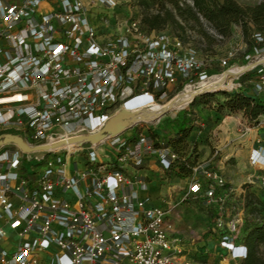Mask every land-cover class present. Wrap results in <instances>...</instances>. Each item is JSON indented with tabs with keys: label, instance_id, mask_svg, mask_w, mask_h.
Wrapping results in <instances>:
<instances>
[{
	"label": "built area",
	"instance_id": "built-area-1",
	"mask_svg": "<svg viewBox=\"0 0 264 264\" xmlns=\"http://www.w3.org/2000/svg\"><path fill=\"white\" fill-rule=\"evenodd\" d=\"M89 11L84 0H0V264H189L173 227V201L154 202L144 173L153 158L163 173L185 160L144 127L163 116L137 114L99 141L88 135L123 108L162 104L217 74L183 40L143 31L138 21L105 38ZM262 53L245 55L258 56L247 63L258 71L251 87L257 96L264 94ZM235 59L229 52L225 72ZM248 70L229 74L231 92L243 90L234 79ZM251 163L264 170L263 146ZM192 175L186 194L223 209L221 174L199 162ZM248 179L264 188V173ZM228 227L224 247L246 258V245L233 236L237 222Z\"/></svg>",
	"mask_w": 264,
	"mask_h": 264
},
{
	"label": "rangeland",
	"instance_id": "rangeland-1",
	"mask_svg": "<svg viewBox=\"0 0 264 264\" xmlns=\"http://www.w3.org/2000/svg\"><path fill=\"white\" fill-rule=\"evenodd\" d=\"M84 1L89 6L91 21L105 38L126 34L124 24L127 21L128 23L138 21L143 31L167 32L171 37L181 39L178 36L181 31L175 26L171 25L163 30H149L142 23L144 12H156L157 6L145 8L137 0H113L115 5L112 7H107L103 0ZM237 1L248 5L256 4L260 0ZM188 2L192 3L191 0ZM205 28L217 37L210 46L198 31V27L195 29L188 27L186 40L183 42L184 47L195 50L200 61L204 63V68L210 73L220 75L230 67L224 65L223 60L229 57L231 51L235 53V60L238 61L236 64L241 67L247 65L249 61L257 60V55L249 61L244 59L248 44L239 25L234 24L231 35L225 38L217 35L207 22ZM262 50L261 56H264V49ZM257 78L258 71L254 68L248 70L244 76L236 77L234 83L241 82L243 84L241 90L247 91ZM233 88H220L210 92L211 96H203L206 93L199 94L184 108L169 111L160 121L144 125L168 144L172 138L168 134L165 135L166 123L181 110L192 111L194 122L189 136L172 145L187 162H194L193 166L199 162H210V168L221 174L225 182L224 186L219 188L222 195L227 194L226 198L224 197L226 200L224 207L220 209L218 205L204 203L198 193L186 194L193 180L192 174L177 175L174 170L163 173L156 158H153L154 166L151 159L147 160L144 166V173L149 176V193L152 200L157 203L173 201L171 206L173 226L182 250L181 256L189 264H242L243 259L232 258L222 243L223 236L229 233L230 221L237 222L233 236L239 243H244L245 235L251 227L264 223V188L249 183L248 179L252 174L264 173L259 165L251 163V150L256 151L264 145V113L252 119L244 110H230L226 106H220V102L225 103L227 100L224 91L231 92ZM168 100H163L162 104ZM194 108L197 110L193 111ZM204 149L215 153L214 158L202 159L201 153ZM219 215L223 216L225 222L221 228L216 226ZM260 251H263V247H260Z\"/></svg>",
	"mask_w": 264,
	"mask_h": 264
},
{
	"label": "trees",
	"instance_id": "trees-1",
	"mask_svg": "<svg viewBox=\"0 0 264 264\" xmlns=\"http://www.w3.org/2000/svg\"><path fill=\"white\" fill-rule=\"evenodd\" d=\"M137 1L145 8L157 6L156 12H144L142 23L149 30H163L172 25L181 31L178 36L185 41L187 28L198 27V31L210 46L217 37L205 28V22L223 38L231 35L232 26L236 24L242 28L244 39L248 44L245 55L253 53L255 49H264V41L259 42L255 37L256 33L264 35V0L248 5H243L237 0H191L192 3L188 0ZM251 87L252 85L247 91H224L227 100L225 103L220 102V106H226L230 110H244L248 117L257 118L264 113V94L255 95ZM211 95L212 93H206L203 96ZM188 111H179L177 116L164 126L166 134L172 138L168 145L189 136L193 120L188 115ZM193 165L194 162L179 160L172 170L176 171L177 175L188 176L192 174ZM244 244L248 254L242 264H264V223L256 224L247 231ZM260 247H263L262 252Z\"/></svg>",
	"mask_w": 264,
	"mask_h": 264
},
{
	"label": "bare ground",
	"instance_id": "bare-ground-1",
	"mask_svg": "<svg viewBox=\"0 0 264 264\" xmlns=\"http://www.w3.org/2000/svg\"><path fill=\"white\" fill-rule=\"evenodd\" d=\"M239 65H234L231 69L223 74L217 75L215 78L201 83L200 86H188L186 90L178 93L176 96L168 100L163 104H153L151 107H147L148 117L159 116L162 113L177 110L185 105H187L196 94L205 89H216L231 87L233 85L229 74H237L239 71L243 70ZM183 182V181H182Z\"/></svg>",
	"mask_w": 264,
	"mask_h": 264
},
{
	"label": "water",
	"instance_id": "water-1",
	"mask_svg": "<svg viewBox=\"0 0 264 264\" xmlns=\"http://www.w3.org/2000/svg\"><path fill=\"white\" fill-rule=\"evenodd\" d=\"M252 66H253V64L247 65L243 69V71L250 69ZM219 89L218 88H216V89L215 88L214 89H205V90L200 91V93L196 94V96L199 95V94L202 95V94H205V93H210V92H213V91H217ZM195 97L190 101V103H192L194 101ZM147 110L148 109H142L141 111H131V110H128L126 108H123L118 113H116L114 116H112L108 120V122L103 126V128L101 130L89 134L88 135V139L91 140V141H99V140L103 139L106 136V134L120 132V131H122V130L127 128L128 123H129L128 119L130 117H133V116H135L137 114H139L140 116L144 115V114L147 113ZM166 113L167 112L162 113L161 115L163 116ZM161 115H159V116H161ZM16 140L20 143L21 147L24 150H27V151L31 150V148L23 141L22 137L19 136V137L16 138Z\"/></svg>",
	"mask_w": 264,
	"mask_h": 264
},
{
	"label": "crops",
	"instance_id": "crops-1",
	"mask_svg": "<svg viewBox=\"0 0 264 264\" xmlns=\"http://www.w3.org/2000/svg\"><path fill=\"white\" fill-rule=\"evenodd\" d=\"M45 10L49 8V4H43L42 6ZM195 107V106H194ZM197 110V108H194L193 111ZM188 115L192 118L193 122H194V118L192 117L194 115V113H192V111H188ZM177 116V115H176ZM175 116V117H176ZM174 117V118H175ZM156 133V132H155ZM165 135H166V132H165ZM172 146V145H171ZM203 147V145H202ZM264 147V145H263ZM255 150V149H254ZM253 149L251 150V154L253 155V153H255L256 151H254ZM203 152L201 153L202 154V159H209V158H214V156L216 155L215 153H212L211 150H207V149H204L202 150ZM151 163L153 164V166L155 165L154 163V159H151L150 160ZM174 227V226H173ZM175 229V228H174Z\"/></svg>",
	"mask_w": 264,
	"mask_h": 264
}]
</instances>
